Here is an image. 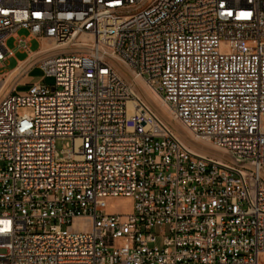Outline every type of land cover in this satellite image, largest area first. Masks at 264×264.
Here are the masks:
<instances>
[{
	"label": "built area",
	"instance_id": "1",
	"mask_svg": "<svg viewBox=\"0 0 264 264\" xmlns=\"http://www.w3.org/2000/svg\"><path fill=\"white\" fill-rule=\"evenodd\" d=\"M10 37L29 56L4 72ZM10 76L0 264H264V0H0V91ZM120 197L132 211L108 213Z\"/></svg>",
	"mask_w": 264,
	"mask_h": 264
},
{
	"label": "rangeland",
	"instance_id": "2",
	"mask_svg": "<svg viewBox=\"0 0 264 264\" xmlns=\"http://www.w3.org/2000/svg\"><path fill=\"white\" fill-rule=\"evenodd\" d=\"M30 32L29 30L27 29H24V28H21L18 30V35L23 37V38H26L27 36H29ZM7 47L12 50L14 52V57H12L10 60H8L6 63H5V67L3 69L4 72H8L10 70H12L15 65L18 63V61L20 60H25L28 58L29 54L28 52H24L21 48H19L16 44V38L14 37H10L8 40H7V43H6ZM28 46L30 48V50L32 52H39L40 50H42V48H44V43L41 41V40H38V39H35L33 38L29 43H28ZM63 53H67V51H70L69 48L65 49L64 50H61ZM40 53L37 54V56L39 55ZM37 56H34L33 58L37 57ZM120 71L124 74V77L127 81H130L132 82L133 81V78H132V75H131V72L129 71V69L127 68V66L125 65H121L120 66ZM43 75V72L42 70L40 69H37V70H34L32 72V74L30 75V79L26 82V80H21V84H30L32 82H35V81H39L41 80V76ZM53 80L52 79H47L46 80V83H52ZM14 84V81H9L8 85H7V88H6V91L9 90ZM136 85L138 87V89L140 91H142L143 93V96L144 98L146 99V101L152 106L154 107L155 111L168 123L171 125V127L176 131L178 132V134H180L184 139H186L190 144L200 148V149H203L207 152H210L212 154H216L215 153V150L211 149L210 147H207V146H204L202 144H200L199 142L195 141L193 139V137L189 134V132L183 128L181 126V124L175 120H173L171 118V115H170V112L166 109V110H163L162 108H159L157 107L153 100L152 99H149L147 98V96L145 95L144 93V90L142 88V84L141 82H139L137 80L136 82ZM27 89L26 86H20L18 88V91H25ZM158 108V109H157ZM28 112V109H25V108H21L19 110V113L20 114H25ZM199 145V146H198ZM205 147V148H204ZM56 148L59 152V155L61 157H66L67 156V151L71 150L73 148V140L72 138H60L57 140L56 142ZM220 153V152H219ZM220 157L221 158H226L228 159L227 157H225V155H223L222 153H220ZM108 203H109V206L107 208L108 210V213H129L130 211H132V208H133V205H134V200L132 198H126V197H120V198H112V199H108Z\"/></svg>",
	"mask_w": 264,
	"mask_h": 264
},
{
	"label": "bare ground",
	"instance_id": "3",
	"mask_svg": "<svg viewBox=\"0 0 264 264\" xmlns=\"http://www.w3.org/2000/svg\"><path fill=\"white\" fill-rule=\"evenodd\" d=\"M44 48H42V52H49V51H53V50H60V49H63V48H65V47H63V46H61V47H59V46H56L55 44H52V43H48V42H46V43H44ZM25 63H21V66H23ZM12 78H11V76L9 77V79H8V81H7V83H6V85L4 86V88L2 89V91H0V93H3V92H5L6 91V88H7V85H8V83H9V81L11 80ZM137 80L139 81V82H141V84H142V88H143V90H144V93H145V95L147 96V98H149V99H152L153 100V102H154V104L157 106V107H159V108H162L163 110H168L169 111V109H168V106H167V104L162 100V98L161 97H159L158 95H156V94H154L153 93V91L150 89V87L146 84V82L143 80V79H141V78H136L133 82H134V86L136 87V89L138 90V95L140 96V97H143L144 98V96H143V93H142V91H140L139 89H138V87H137V85H136V82H137ZM145 99V98H144ZM145 101H146V99H145ZM147 102V101H146ZM154 108V107H153ZM158 109V108H157ZM170 112V111H169ZM159 115V114H158ZM160 116V115H159ZM166 122V121H165ZM167 123V122H166ZM180 135V134H179ZM181 136V135H180ZM197 146V145H196ZM199 146V145H198ZM200 148H201V146H200ZM205 148V147H204ZM215 155L216 156H218V157H220V153L218 152V151H215ZM224 155V154H223Z\"/></svg>",
	"mask_w": 264,
	"mask_h": 264
},
{
	"label": "crops",
	"instance_id": "4",
	"mask_svg": "<svg viewBox=\"0 0 264 264\" xmlns=\"http://www.w3.org/2000/svg\"><path fill=\"white\" fill-rule=\"evenodd\" d=\"M43 43H46V41L45 40H41ZM51 53L50 52H41L39 55H38V58H43V57H46L47 55H50ZM10 60V59H9ZM27 59H25V60H20V61H18V63L15 65V67L12 69V70H10L9 72H12V71H14V70H16V69H18L19 68V63L20 62H24V61H26ZM29 68V67H28ZM27 68V69H28ZM37 70V69H36ZM15 75H16V73H15ZM31 77L30 76H28V77H25V78H23L22 80H26V82L30 79Z\"/></svg>",
	"mask_w": 264,
	"mask_h": 264
}]
</instances>
